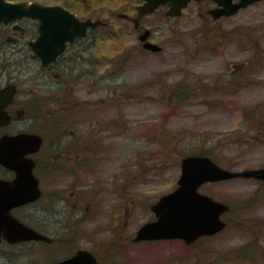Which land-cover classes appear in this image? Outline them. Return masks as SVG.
<instances>
[{"label": "rangeland", "instance_id": "1", "mask_svg": "<svg viewBox=\"0 0 264 264\" xmlns=\"http://www.w3.org/2000/svg\"><path fill=\"white\" fill-rule=\"evenodd\" d=\"M92 1L95 18L109 22L95 30V100L114 102L105 103L109 116L95 113V135L113 119L111 158L115 164L132 159L135 176V159L142 160L147 200L176 186L189 154L209 155L232 170L264 166V0L217 21L201 16L208 2L191 3L166 20L148 16L146 24L165 36L157 54H137L135 29L117 15L139 0ZM235 64L244 67L234 73ZM144 128L146 144L134 143ZM201 190L230 204L226 228L192 245L148 246L155 255L148 264H264V181L234 178ZM27 254L26 247L2 244L0 264H19Z\"/></svg>", "mask_w": 264, "mask_h": 264}, {"label": "flooded vegetation", "instance_id": "2", "mask_svg": "<svg viewBox=\"0 0 264 264\" xmlns=\"http://www.w3.org/2000/svg\"><path fill=\"white\" fill-rule=\"evenodd\" d=\"M4 1L23 5L13 10L5 8ZM35 2L38 1L0 0V152L4 148L23 151L24 159H19V163L32 164L30 187L39 195L14 206L10 213L41 237L10 242L2 235L0 245L26 247L31 258L19 264H148V257L155 256L148 246L187 242L182 238L137 240L141 227L158 219L153 206L178 187L179 178L174 188L155 200H147L143 184L148 180L142 160L135 159L140 169L135 176L130 168L132 159L115 164L111 158L114 149L109 142L115 138L113 119L104 122L107 126L104 134L95 135V113L97 117L109 116L104 110L105 103L113 106L114 102L95 100V30L108 26L109 22L95 18L93 1L42 3L62 6L80 21L102 20L97 28L88 24L80 33L58 34L50 26L44 40H40V19L22 12ZM207 2L210 5L201 16L215 21L229 17L211 15L210 11L219 6L217 0H192L188 6ZM144 3L145 0H139L130 13L117 15L135 29L137 54L141 49L144 53L157 54L163 50L165 36L146 24L147 17L155 15L166 20L177 16L167 14L170 1L139 16V6ZM146 42L161 49L148 48ZM41 51L53 57L45 63ZM107 62L110 71L114 56ZM243 67L235 64L234 73ZM146 141V128L139 139L133 138L134 143L146 144ZM17 175V168L0 161V197L4 185L6 189H16L13 183ZM207 183L201 185V192ZM226 213L221 215L225 221ZM218 233L201 235L188 245Z\"/></svg>", "mask_w": 264, "mask_h": 264}, {"label": "water", "instance_id": "3", "mask_svg": "<svg viewBox=\"0 0 264 264\" xmlns=\"http://www.w3.org/2000/svg\"><path fill=\"white\" fill-rule=\"evenodd\" d=\"M167 1L171 2L167 14L180 16L183 9L192 0H145V3L139 6V16L152 12ZM258 1L261 0H240L237 3L233 0H217L219 6L213 8L210 13L214 18L231 16L240 9ZM3 4L5 8H13V10L23 5L22 3H7L5 1ZM22 12L40 19V40H44L47 31L51 29L50 26L58 34L64 31H68L70 34L85 31L88 24H92L97 28L102 23L100 19L94 22L92 20L80 21L62 6H45L41 2L33 3ZM5 15L3 16L4 19L8 20L9 18ZM119 15L124 16L125 14L120 13ZM145 37L144 35L141 36L142 39ZM144 45L153 50L161 49L159 45L151 42H146ZM39 53L45 63L53 57V55L47 57V54L43 51ZM19 159H24L23 151L4 148L0 152V161L9 167L18 169L17 178L13 183L16 185V189H12V187L6 189L7 185H4V193L0 197V240L3 235L10 242L41 237L36 231L10 213L14 206L27 203L39 195V192L31 191L30 187L33 182V174L30 170L32 164L19 163ZM234 178H255L264 181V166L232 170L221 166L209 155L190 154L184 156L181 160V175L178 187L174 191L163 195L153 206L158 219L143 225L138 232L137 240L182 238L187 241V244H190L201 235H214L222 231L227 226V221L221 215L229 211L230 204L201 192L199 188L207 182H219ZM22 193L24 194L22 195Z\"/></svg>", "mask_w": 264, "mask_h": 264}]
</instances>
